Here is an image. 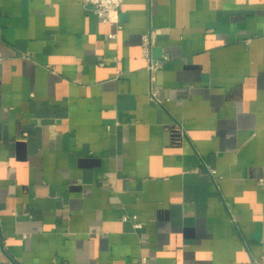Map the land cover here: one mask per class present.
Masks as SVG:
<instances>
[{"label": "crops", "instance_id": "obj_1", "mask_svg": "<svg viewBox=\"0 0 264 264\" xmlns=\"http://www.w3.org/2000/svg\"><path fill=\"white\" fill-rule=\"evenodd\" d=\"M0 56V264H264V0H0Z\"/></svg>", "mask_w": 264, "mask_h": 264}, {"label": "built area", "instance_id": "obj_2", "mask_svg": "<svg viewBox=\"0 0 264 264\" xmlns=\"http://www.w3.org/2000/svg\"><path fill=\"white\" fill-rule=\"evenodd\" d=\"M126 0H81L82 4L86 9L93 11L97 17L103 23H112L113 16L116 14L122 4ZM109 38L115 39L116 34H110ZM153 42L151 34H147L143 36V57L146 59L149 65V69L153 72L156 69H159L161 66V61L158 59L154 62V55H153ZM2 62V58L0 56V65ZM153 98L156 99L155 94H153ZM136 216H124L123 220L127 221L130 220L134 223L136 228H141V224L137 222ZM141 264H150L146 258L141 260Z\"/></svg>", "mask_w": 264, "mask_h": 264}, {"label": "water", "instance_id": "obj_3", "mask_svg": "<svg viewBox=\"0 0 264 264\" xmlns=\"http://www.w3.org/2000/svg\"><path fill=\"white\" fill-rule=\"evenodd\" d=\"M153 55L155 58H161L162 57V51H161V48L159 47H155L153 49Z\"/></svg>", "mask_w": 264, "mask_h": 264}]
</instances>
